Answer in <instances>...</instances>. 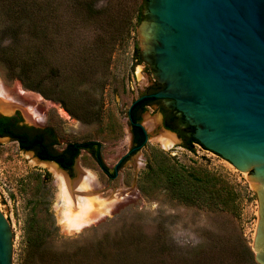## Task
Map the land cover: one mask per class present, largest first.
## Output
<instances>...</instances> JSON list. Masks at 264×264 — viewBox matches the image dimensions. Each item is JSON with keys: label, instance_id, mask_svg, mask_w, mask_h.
Returning a JSON list of instances; mask_svg holds the SVG:
<instances>
[{"label": "rangeland", "instance_id": "374dc122", "mask_svg": "<svg viewBox=\"0 0 264 264\" xmlns=\"http://www.w3.org/2000/svg\"><path fill=\"white\" fill-rule=\"evenodd\" d=\"M139 2L0 0V47L14 45L7 52L14 50L19 63L27 61L31 83L64 98L83 120L72 117L60 102L26 88L15 75L6 77L8 69L1 63L0 103L14 102L15 107L11 113L0 112L19 113L22 123L37 128L54 126V147L59 151L69 142H100L99 152L109 168L106 172L93 153L83 149L76 167L65 171L72 180L93 176V188L86 194L98 195L106 205L98 203V209L76 230L73 223L83 213L79 215L75 202L72 209L67 207L49 161L23 150L11 138L0 139V196L13 224L12 264H26L28 224L44 209L51 219L41 215L37 223H52V228L41 247L43 256L34 264H83L84 258L94 263L95 248L100 245L105 263L264 264L255 248L258 195L244 172L203 144L190 151L178 137L173 147H164L158 140L165 129L156 104L142 114L148 142L117 173L114 169L133 144L129 107L146 94L132 44ZM52 68H58V77L51 74ZM20 87L29 93H21ZM31 111L39 114L38 120ZM153 119L159 120L155 129ZM157 149L178 164L221 176L222 186L233 189L236 199L217 206L181 202L165 185L163 174L150 175V160L162 164L164 157ZM138 234L142 237L136 238ZM115 236L124 238L115 245ZM66 240L83 241L88 249L79 250ZM66 248L77 254L69 257L63 252Z\"/></svg>", "mask_w": 264, "mask_h": 264}, {"label": "water", "instance_id": "95a60500", "mask_svg": "<svg viewBox=\"0 0 264 264\" xmlns=\"http://www.w3.org/2000/svg\"><path fill=\"white\" fill-rule=\"evenodd\" d=\"M132 44L146 94L129 113L142 98L165 99L195 126L201 144L244 172L258 195L257 243L264 253V0H140ZM157 82L160 90L148 93ZM136 124L147 143L146 128ZM12 245L13 224L0 196V264H12Z\"/></svg>", "mask_w": 264, "mask_h": 264}, {"label": "trees", "instance_id": "16d2710c", "mask_svg": "<svg viewBox=\"0 0 264 264\" xmlns=\"http://www.w3.org/2000/svg\"><path fill=\"white\" fill-rule=\"evenodd\" d=\"M12 46L0 47V63L3 64L8 72L6 77L13 78L14 75L18 77L23 85L31 90L38 91L42 93L46 98L53 99L57 102H60L62 106L69 112L72 117L83 120V116L71 107L64 98H57L52 94H49L43 86L34 85L31 83L29 77L28 69L30 66L27 64V61L18 62L16 61L15 54L13 52L9 53L8 50H12ZM5 49V50H3ZM17 66H21L18 68ZM52 73L54 77H58L60 72L58 68H52ZM154 87H151V89ZM160 88L155 87L152 92L159 91ZM159 104V110L164 114V126L167 129L175 132L179 138L183 140V145L190 151H195V145L197 143L201 144L200 141L195 137V126L191 125L182 113H179L177 109L168 107L161 103V99L155 97H145L137 101L131 108V118H132V134L133 142L131 150L126 156H124L121 161L118 163V169L122 167L124 162L131 155L135 154L140 148L146 144V132L142 126L137 125V122H141L142 114L147 110V107L152 104ZM86 119V118H85ZM84 119V120H85ZM86 121V120H85ZM0 136H8L12 140H15L19 143L20 147L26 151H34L35 155L42 160L55 161L63 168L71 172L75 159L80 155L81 150L86 149L93 153L95 158L99 161L101 167L109 172L108 166L104 163L101 154L99 152L100 142L89 140L85 142H69L66 147L59 151L54 145L56 141V130L54 126H47L45 128H37L22 123V117L19 113L15 115L0 116ZM202 145V144H201ZM159 154H162L164 157L162 159V164H157V159H152L149 162V171L150 175L163 174L165 179V185L176 197L186 204H200L204 203L208 205H218V203H224L227 205L229 202H233L236 199L237 193L231 189L222 186V177L217 174L210 172L209 170L203 168L187 167L183 164L176 163L172 158L165 154L163 150L157 149ZM157 157V155H156ZM172 161V162H170ZM159 163V162H158ZM224 182V181H223ZM140 188L143 190V186L140 184ZM42 216H45L47 219H51V214L46 212L44 209L40 211V214L33 216L32 220L29 222V228L27 234L29 236L28 240V252L24 260L26 264H34L37 259L43 256L42 245L43 242L48 239L50 234L52 223L48 226L39 225L37 222L40 219H43ZM40 218V219H39ZM108 235L104 234L100 238V241L104 240ZM135 236V235H134ZM136 238L142 237L141 234L135 236ZM115 245L118 241L124 237H114ZM70 241L71 246L76 244L79 247V250L86 251L87 246H82L83 241L79 240H66V243ZM76 247V248H77ZM103 246L100 245L96 249L94 255L96 262L91 263L89 259L84 258L82 261L83 264H123L119 262L105 263L104 258L105 253L102 249ZM68 249V251H67ZM249 249V248H248ZM46 252V251H45ZM66 255L69 257L77 254L76 252L70 253L69 248L63 250ZM249 254L252 256V252L249 249ZM80 253V251L78 252ZM63 255V254H61ZM64 256V255H63ZM111 256V255H109ZM108 256V257H109ZM94 260V258H92Z\"/></svg>", "mask_w": 264, "mask_h": 264}, {"label": "bare ground", "instance_id": "6f19581e", "mask_svg": "<svg viewBox=\"0 0 264 264\" xmlns=\"http://www.w3.org/2000/svg\"><path fill=\"white\" fill-rule=\"evenodd\" d=\"M20 92L23 94L29 93L28 91L24 90L22 87H20ZM0 95L3 96L2 88H0ZM38 99L45 100L42 95H38ZM14 105H15L14 102H10V103L1 102L0 109L3 110L4 112L11 113L13 111V108L15 107ZM31 112L34 114V116L33 115L32 116L35 118V121L38 120L39 114L37 115L33 111ZM63 112L65 111L63 110ZM152 121H153L152 122L153 129H155L159 125V120L153 119ZM158 140L161 142V144L164 147L171 148L177 143L179 139L175 132L165 129V131L158 136ZM47 164H48L47 165L48 168L53 172L60 185L61 194L64 195V197L67 200V207L69 209H72L74 207L73 202H75V204H78V206L80 207L79 215H81L82 213L83 215L77 216L78 220L75 223H73L76 230H80L86 223L85 218L89 217L87 215H91L94 211L98 209L97 208L98 203L101 204V207L106 206L104 203H101L103 201L99 198L98 195H93V197H90L86 194L87 192H90V190L93 188L92 183L94 182L95 178L91 175L90 177L81 175L80 179L72 180L69 178V176L64 170L58 167L56 163L49 161L47 162ZM105 209L108 210V208ZM255 248L258 255L262 257L261 255H263V251L257 243V238H256Z\"/></svg>", "mask_w": 264, "mask_h": 264}, {"label": "flooded vegetation", "instance_id": "af4514ba", "mask_svg": "<svg viewBox=\"0 0 264 264\" xmlns=\"http://www.w3.org/2000/svg\"><path fill=\"white\" fill-rule=\"evenodd\" d=\"M159 86V84H158V82L156 83V84H154L152 87H154V88H152L151 89V91L150 92H148V93H154V92H152V90H154L155 89V87H158ZM159 99H161V103L163 104V102H162V100H165V99H162V98H159ZM158 107H159V104H157V103H155ZM152 105H154V104H152ZM149 106H151V105H149ZM162 113V112H161ZM129 115H130V113H129ZM162 117H163V124H164V114L162 113ZM131 116V115H130ZM131 122L132 121H130V125H131ZM165 127V126H164ZM131 132H132V125H131ZM132 140H133V134H132ZM133 145H134V142H133ZM132 145V146H133ZM143 147V146H142ZM251 172V171H250ZM262 191H264V188H262L261 189ZM260 217L262 218L261 219V221H264V208H263V206L262 207H260ZM260 221V222H261ZM261 224V225H260ZM263 227V225H262V223H259V225H258V229L260 230V228H262ZM264 228V227H263ZM257 237V236H256ZM263 258H264V253H263V255H261Z\"/></svg>", "mask_w": 264, "mask_h": 264}]
</instances>
